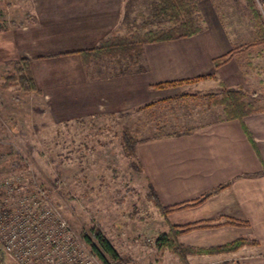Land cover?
<instances>
[{"label":"crops","instance_id":"crops-1","mask_svg":"<svg viewBox=\"0 0 264 264\" xmlns=\"http://www.w3.org/2000/svg\"><path fill=\"white\" fill-rule=\"evenodd\" d=\"M150 1L25 0L26 22L0 32V63L13 59L19 49L20 57L28 58L31 64L33 59H42L37 56L46 58L93 47L114 31L123 33L136 17H143ZM192 1L200 23L198 6L213 9L196 34L143 44L134 63L138 68L124 72L119 80L98 79L90 84L95 92H82L80 97L97 111L100 107H140L142 112L175 100L192 106L205 101L201 112L211 113L209 109L217 108L215 118L197 121L185 132L137 140L133 157L161 206L188 204L205 194L198 204L167 214L172 225L206 224L178 235L180 243L207 248L240 238L255 242L231 252L187 255L188 264H264V73L253 63L257 58L251 57L249 47L240 45L234 50L232 45L237 36L246 35L239 31L245 10L231 8L233 21L238 22L232 30L223 27L216 8L226 0ZM232 1L229 5L246 6L245 0ZM262 6L264 9V0ZM38 42L51 46L33 49ZM28 43L32 49L26 47ZM31 53L39 55L31 57ZM224 55L225 61L214 66V59ZM65 57L74 58L75 65L84 69L77 54ZM195 77L185 83L154 86ZM122 80L127 96L107 89L106 100L103 87ZM218 82L241 90L242 99L253 111L241 118L223 119L221 106L211 101L219 96Z\"/></svg>","mask_w":264,"mask_h":264},{"label":"rangeland","instance_id":"rangeland-1","mask_svg":"<svg viewBox=\"0 0 264 264\" xmlns=\"http://www.w3.org/2000/svg\"><path fill=\"white\" fill-rule=\"evenodd\" d=\"M24 3L25 0H0V24L5 30L26 22L28 15ZM224 3L216 6L222 15L219 19L225 25L223 27L235 30L234 24L238 23L233 21L231 8L245 10L239 31L243 30L246 35L237 36L232 45L234 50L240 45L249 47L251 57L257 58L253 63L262 71L264 46L257 44L252 15L244 3L241 8L237 4L229 5L232 0ZM252 4L264 24L262 0H252ZM198 8L202 27L208 22L206 18L212 6L205 5L204 10ZM152 9L153 0L144 8L143 17H136L135 24H126L127 29L141 32ZM166 25L167 20L157 19L146 26ZM40 45L38 42L32 47L51 46L47 43ZM26 47L32 49L29 43ZM21 54L19 49L18 54L11 57L16 59ZM65 56L32 60L30 69L39 93L23 94L16 85L0 88V180L16 179L12 194L2 195L6 199L3 205L14 208L23 198L39 199L37 209L50 208L60 216L67 225L64 232L68 238L66 243L75 246L79 240L81 243L74 248H80L82 259L91 260L93 264L100 263L84 240L85 236L93 240L90 238L91 228L100 230L116 253L127 261L126 264H184L166 247L156 244L157 235L167 231V215L162 217L152 199L148 198V183L142 179L134 157L123 153L120 130L122 126L131 127L135 130L136 140L178 133L197 121L215 118L213 114L217 108L209 109L211 113L201 112L205 101L192 106L175 100L142 112L138 111L140 107H96L100 110L97 111L88 100L83 101L80 94L95 92V87L90 84L98 79H122V66L126 65L130 72L138 68V64L123 61L115 64L102 57L90 61L81 70L75 65L74 58ZM7 57L3 56L4 59ZM10 70L6 60L0 63V80ZM123 80L104 86L103 97H109L107 89L126 97L128 93L123 89ZM204 226L206 224L201 227ZM104 256L108 259L107 255ZM192 262L195 260H189ZM0 264H15L6 258L1 244Z\"/></svg>","mask_w":264,"mask_h":264},{"label":"trees","instance_id":"trees-1","mask_svg":"<svg viewBox=\"0 0 264 264\" xmlns=\"http://www.w3.org/2000/svg\"><path fill=\"white\" fill-rule=\"evenodd\" d=\"M245 3L254 20L255 34L258 37L257 44L260 43L261 46H264V24L260 19L259 13L253 7L252 0H245ZM197 11V7L192 0H155L153 3L150 19L144 20V22L147 25V23L150 21L165 19L167 20L168 25L154 28H148L145 25V28H143L141 32L133 28L125 29V31L121 34L114 31L107 37L100 39L93 47L74 52L58 53L56 55H69L72 53L77 54L83 68H85L90 61H94L102 57L112 60L115 64H118L121 61L125 63H135L141 53V47L143 44L170 41L196 34L201 28L199 18L196 16ZM132 24H135V22L132 21ZM3 30H5V27L0 24V32ZM226 56L224 55L214 59L213 65L217 66L224 62ZM36 58H43V56H37ZM262 58V72L264 73V47ZM6 64L10 66L11 70L1 78V89H6L12 85H16V87L23 94H29L31 92L39 93L30 70V60L28 58L18 57L16 59H10L6 61ZM121 71H128L126 65L121 67ZM196 78L197 77L188 80H179L177 82H166L162 84L158 83L154 86L161 87L163 85L185 83ZM217 87L219 96L213 102L221 106L223 119L228 120L241 118L242 116L253 111V108L249 102H245L242 99L241 90L227 87L219 82ZM178 133L172 132L168 135H175ZM135 135V130L131 127H121L120 143L122 151L126 156H134V145L137 142ZM136 167L138 170H140L138 166ZM147 196L149 199H152L153 205L159 210L162 217L165 218L168 213L174 210L187 205L198 204L203 199L205 194L188 204L161 206L156 199L154 191L148 184ZM201 226V223L196 222L183 225H172L167 222V231L157 235L156 244L159 247H166L169 252L177 256L181 263L186 264L187 255L231 252L244 244L255 243L253 240L246 241L240 238L219 246L193 248L177 241L178 235ZM89 232L90 238L94 241L90 240L87 236L84 237V240L89 246L91 253L97 258L100 264L127 263L126 260L116 253L114 248L101 234L98 228H91ZM104 255H107L108 259H106Z\"/></svg>","mask_w":264,"mask_h":264},{"label":"built area","instance_id":"built-area-1","mask_svg":"<svg viewBox=\"0 0 264 264\" xmlns=\"http://www.w3.org/2000/svg\"><path fill=\"white\" fill-rule=\"evenodd\" d=\"M15 183L13 178L0 180V244L6 258L15 264H93L74 248L79 240L75 246L66 243L67 225L60 216L50 208L37 209L39 199L23 198L14 208L3 205L2 195L10 196ZM45 222L49 223L42 227Z\"/></svg>","mask_w":264,"mask_h":264}]
</instances>
